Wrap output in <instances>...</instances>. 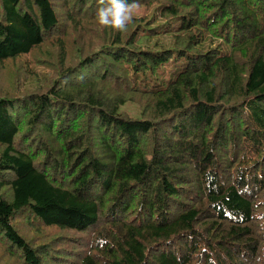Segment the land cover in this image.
Instances as JSON below:
<instances>
[{
  "label": "trees",
  "instance_id": "obj_1",
  "mask_svg": "<svg viewBox=\"0 0 264 264\" xmlns=\"http://www.w3.org/2000/svg\"><path fill=\"white\" fill-rule=\"evenodd\" d=\"M0 0V264H264V0Z\"/></svg>",
  "mask_w": 264,
  "mask_h": 264
},
{
  "label": "clouds",
  "instance_id": "obj_2",
  "mask_svg": "<svg viewBox=\"0 0 264 264\" xmlns=\"http://www.w3.org/2000/svg\"><path fill=\"white\" fill-rule=\"evenodd\" d=\"M99 3L103 5L97 11L99 23L116 31H126L133 21L136 4L128 0H99Z\"/></svg>",
  "mask_w": 264,
  "mask_h": 264
}]
</instances>
